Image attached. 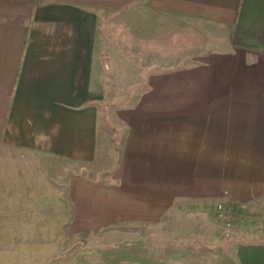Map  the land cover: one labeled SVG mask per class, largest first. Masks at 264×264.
Listing matches in <instances>:
<instances>
[{"label": "crops", "instance_id": "1", "mask_svg": "<svg viewBox=\"0 0 264 264\" xmlns=\"http://www.w3.org/2000/svg\"><path fill=\"white\" fill-rule=\"evenodd\" d=\"M108 138L114 175L72 179L75 204L171 235L226 202L251 227L223 264H264V0H0V157L58 170Z\"/></svg>", "mask_w": 264, "mask_h": 264}, {"label": "rangeland", "instance_id": "2", "mask_svg": "<svg viewBox=\"0 0 264 264\" xmlns=\"http://www.w3.org/2000/svg\"><path fill=\"white\" fill-rule=\"evenodd\" d=\"M204 29L205 34L213 31L210 26ZM157 62L179 65L189 61ZM131 95L109 92L107 105ZM104 118L105 128L113 132L114 126L106 124V115ZM111 142L108 138L102 159L62 162L58 170L39 159L15 169L12 157H0V264H223L236 231L251 224L242 217L225 228L214 218L216 203L209 206L204 218L176 214L168 235L163 228L101 220L99 212L86 211L83 200L79 204L72 201V179L79 185L82 181L105 182L114 175ZM260 222L263 226L264 220Z\"/></svg>", "mask_w": 264, "mask_h": 264}, {"label": "built area", "instance_id": "3", "mask_svg": "<svg viewBox=\"0 0 264 264\" xmlns=\"http://www.w3.org/2000/svg\"><path fill=\"white\" fill-rule=\"evenodd\" d=\"M242 208L228 204L225 202H219L216 205L215 216L216 219L226 228L233 227L238 221L241 215Z\"/></svg>", "mask_w": 264, "mask_h": 264}]
</instances>
